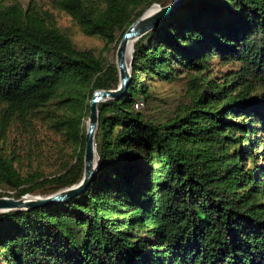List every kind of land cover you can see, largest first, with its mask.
Listing matches in <instances>:
<instances>
[{"label":"trees","instance_id":"trees-1","mask_svg":"<svg viewBox=\"0 0 264 264\" xmlns=\"http://www.w3.org/2000/svg\"><path fill=\"white\" fill-rule=\"evenodd\" d=\"M171 1L48 0L104 43L96 54L36 0H0V198L81 180L90 99L119 86L108 54L145 11ZM130 73L125 94L98 107L88 189L0 213V264H264V162L254 165L264 160V0H187L134 43ZM157 82L185 86L161 117ZM140 98L150 114L134 108ZM38 121L73 145V163L49 177L3 148L11 127L29 133Z\"/></svg>","mask_w":264,"mask_h":264},{"label":"rangeland","instance_id":"rangeland-1","mask_svg":"<svg viewBox=\"0 0 264 264\" xmlns=\"http://www.w3.org/2000/svg\"><path fill=\"white\" fill-rule=\"evenodd\" d=\"M15 1L26 6L30 0ZM36 3L44 11H48L54 16L56 25L69 33L77 49H90L96 54L100 52L104 43L99 38L84 36L67 16L53 10L48 0H36ZM115 52L108 54L109 61L115 62ZM149 89L159 99L157 102L159 103L158 106H161L159 108V111H162L161 117L165 113L167 115L181 101L185 86L183 83L177 82L170 84L157 82L150 84ZM138 101H141V98ZM143 112L146 114L151 113L145 106ZM157 114L154 113L153 116ZM47 124V121H38L33 125L29 133L22 131L18 125L11 127L5 136L6 141L3 146L5 154L15 160L23 171L39 170L45 177L58 174L66 165L73 163V145L65 139L64 135L52 130ZM263 162V159L256 158L254 163V158H252L250 160L252 166H250L251 164L246 160L244 169H249L250 167L253 169V163L257 167ZM39 196L43 197L42 195L35 197ZM139 230V236L146 237L143 234V229Z\"/></svg>","mask_w":264,"mask_h":264},{"label":"water","instance_id":"water-1","mask_svg":"<svg viewBox=\"0 0 264 264\" xmlns=\"http://www.w3.org/2000/svg\"><path fill=\"white\" fill-rule=\"evenodd\" d=\"M187 0H172L165 7L153 5L156 7L153 12L147 13L151 8L145 11L141 17L133 22L123 34L116 52L115 65L118 71L119 86L115 90H97L93 93L89 102V115L85 125L84 136V155H83V174L81 180L68 188L59 190L48 196H23L20 199L11 197L0 198V213L8 211L32 210L37 207L48 205H58L75 196L85 192L93 181L98 169V158L95 148V138L98 129V107L101 103L109 100H119L126 92L131 81V61L128 65L125 62L126 49L131 42H137L147 33L153 31L164 21H166L175 11Z\"/></svg>","mask_w":264,"mask_h":264},{"label":"bare ground","instance_id":"bare-ground-1","mask_svg":"<svg viewBox=\"0 0 264 264\" xmlns=\"http://www.w3.org/2000/svg\"><path fill=\"white\" fill-rule=\"evenodd\" d=\"M155 9H156V7H153L147 13L153 12ZM133 45H134V42L129 43V45L126 49V53H125V62L128 65V70L130 69L129 68V62H130V59L132 57Z\"/></svg>","mask_w":264,"mask_h":264},{"label":"built area","instance_id":"built-area-1","mask_svg":"<svg viewBox=\"0 0 264 264\" xmlns=\"http://www.w3.org/2000/svg\"><path fill=\"white\" fill-rule=\"evenodd\" d=\"M134 108L137 109V110H141L144 108V103L142 101H137L135 104H134Z\"/></svg>","mask_w":264,"mask_h":264}]
</instances>
